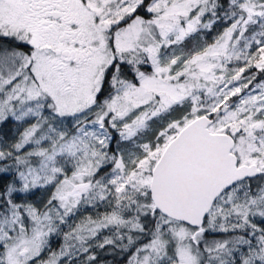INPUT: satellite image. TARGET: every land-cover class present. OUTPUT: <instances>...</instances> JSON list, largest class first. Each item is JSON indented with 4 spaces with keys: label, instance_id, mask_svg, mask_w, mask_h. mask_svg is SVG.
<instances>
[{
    "label": "snow or ice",
    "instance_id": "snow-or-ice-1",
    "mask_svg": "<svg viewBox=\"0 0 264 264\" xmlns=\"http://www.w3.org/2000/svg\"><path fill=\"white\" fill-rule=\"evenodd\" d=\"M0 264H264V0H0Z\"/></svg>",
    "mask_w": 264,
    "mask_h": 264
}]
</instances>
